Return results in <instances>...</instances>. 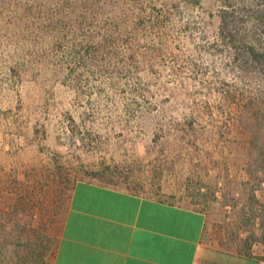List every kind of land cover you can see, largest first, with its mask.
<instances>
[{
  "label": "rangeland",
  "instance_id": "rangeland-1",
  "mask_svg": "<svg viewBox=\"0 0 264 264\" xmlns=\"http://www.w3.org/2000/svg\"><path fill=\"white\" fill-rule=\"evenodd\" d=\"M42 1L0 16V264H53L80 181L200 210L207 243L264 258V71L223 35L251 1L95 0L102 33Z\"/></svg>",
  "mask_w": 264,
  "mask_h": 264
},
{
  "label": "crops",
  "instance_id": "crops-1",
  "mask_svg": "<svg viewBox=\"0 0 264 264\" xmlns=\"http://www.w3.org/2000/svg\"><path fill=\"white\" fill-rule=\"evenodd\" d=\"M197 209L93 181H80L53 264H264V258L205 240Z\"/></svg>",
  "mask_w": 264,
  "mask_h": 264
},
{
  "label": "trees",
  "instance_id": "trees-1",
  "mask_svg": "<svg viewBox=\"0 0 264 264\" xmlns=\"http://www.w3.org/2000/svg\"><path fill=\"white\" fill-rule=\"evenodd\" d=\"M23 1H27L30 2L31 0H23ZM35 1V3L33 5H28L27 3L23 4V13L26 12H31V13H40L43 12L44 13V9L45 8V4L42 0H33ZM68 6H69V10L70 13H67V17L69 18V20L71 22H73L72 25V29L73 28H80L83 29L85 27V23L89 22L90 25H97L99 28H101L100 32L102 33L103 29L105 28V26L110 25L111 20H105V17L103 14L107 13L108 11H105L104 9H102L99 5L97 7V1L93 0L91 1V4L94 5L96 9H93L92 11H88V9L82 7L78 8V4H77V0H68ZM251 1V5H253V13L255 14L254 17L250 16L251 19L249 22V25L251 23V21H253V24L255 25V28L252 29L254 27V25L252 24V26H249L248 24L246 25V28L250 27V30H246L244 32H234V30H231L230 27L232 25V19H238L239 16L241 14L243 18V20L245 18H247L249 15L251 14H246V11L243 9H238L237 7L233 6V7H229L226 8L224 10V16H223V24L225 25L223 27V35L224 36V41L226 44H228L231 48L234 47L235 48V52L237 53V58L241 59V61L243 62V64H240L241 69H246L245 68V64L247 65H255L257 64V66H260L262 68V70L264 71V0H248ZM64 3V2H63ZM87 4V2H86ZM83 9H85V12H89V13H94L95 15H93V19L90 21H87V17L86 14L84 13ZM9 10L11 12H17V10L15 9V6L12 4L11 0H0V16H6V13L9 12ZM49 11H51V13H53L54 11L52 9H48ZM57 11V9H56ZM81 13V14H79ZM79 14V15H78ZM246 15V16H245ZM83 17V19H81L80 17ZM68 20V21H69ZM63 21V20H62ZM65 22V21H63ZM103 22V25H101V23ZM66 23V22H65ZM252 29V30H251ZM110 35L107 36H103L105 38V42L104 44H106L107 42H111L112 39H114L116 36L114 35V31L111 29L110 30ZM98 33L96 32H92V35H96ZM93 38H90V40L92 41ZM96 45V44H95ZM100 45V44H99ZM96 45L97 48L96 50L92 51V56L95 57V52H99L102 53V51H105V49H102L101 46ZM77 50H79L77 48ZM76 50V52L78 53V51ZM81 51V50H80ZM91 48H89L88 54L90 53ZM75 52V51H74ZM97 53V54H99ZM76 55V53H75ZM241 63V62H240ZM75 187V186H74Z\"/></svg>",
  "mask_w": 264,
  "mask_h": 264
}]
</instances>
